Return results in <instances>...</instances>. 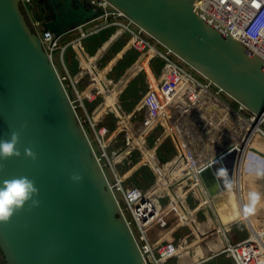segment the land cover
I'll list each match as a JSON object with an SVG mask.
<instances>
[{
    "label": "water",
    "instance_id": "1",
    "mask_svg": "<svg viewBox=\"0 0 264 264\" xmlns=\"http://www.w3.org/2000/svg\"><path fill=\"white\" fill-rule=\"evenodd\" d=\"M34 1L42 28L56 36L103 13L88 0ZM108 1L264 118L263 57L198 13L196 0ZM117 38L109 39L106 48ZM198 105L215 112L217 120L225 112L221 108L218 113L220 103L209 96ZM117 106L123 112L121 104ZM189 119L181 128L192 146ZM21 124L27 127L21 130ZM225 125L242 136L244 125L234 115ZM12 129L21 131L17 145L21 156L0 159V180L27 175L35 180L40 204L31 209L26 204L7 224L0 223L6 264H147L86 125L23 0H0V139L8 138ZM221 139L219 145L215 140L209 146L219 149L228 142L225 136ZM29 147L36 160L24 155ZM214 152L203 151L201 158ZM75 172L82 181H71ZM202 176L208 184L215 172L208 168Z\"/></svg>",
    "mask_w": 264,
    "mask_h": 264
},
{
    "label": "built area",
    "instance_id": "2",
    "mask_svg": "<svg viewBox=\"0 0 264 264\" xmlns=\"http://www.w3.org/2000/svg\"><path fill=\"white\" fill-rule=\"evenodd\" d=\"M30 1L32 0H23L35 28L52 58L54 59V53L58 51L59 58L65 65L67 50L71 48L70 50L75 53L78 60V71L75 74L69 72L64 75L61 74L62 79L66 81V85L70 86L74 92L73 97H71L77 110L82 107L86 112L87 120L85 121L94 132L99 148L97 150L98 157L113 173V179H110L111 186L121 203L123 202L122 206L126 217L143 251L147 264H167L171 259L180 257L187 250H193L194 246L192 247L190 244L198 241L190 242V232L181 237L177 243H173L170 240L171 231L166 235L157 236L156 227L162 222L165 214L172 207L178 208L183 216V220L177 226H189L192 232H196L191 224L192 220H188L185 210L188 213L192 210L193 213H190L192 219L195 222H199L197 213L201 208H206L208 214L204 225L209 228V231L207 230L206 232L214 234L216 231L222 230L225 241L223 246L205 255L203 259L224 253L232 259V264H264L262 259V256H264V238L253 234L251 228L245 224L243 228L249 229V234L242 239L232 240L231 229L238 225L239 220H228L229 217H225L218 208H215V197L212 194V189L202 176V173L208 168H212L216 172L217 165L222 164V161L228 155L239 153L240 151L242 153L243 149H246V144H248V140L252 135L258 134V140L261 142L260 139L264 138V127L262 126L264 118L248 109L243 103L237 102L230 97L220 86L193 69L170 48L159 43L143 27L108 0H88L92 5L101 8L103 13L97 18L58 36L51 29L42 28V21L31 15L30 9L27 7V3ZM195 10L223 32L232 33L252 53H257L264 59V0H196ZM110 27H114V31H112L108 40L98 48L95 56H88L81 41ZM117 35V40L121 37H126V50L137 49L141 53L127 67L120 80L132 68L143 62L150 52H153V57L149 58L147 62L150 64L157 80V88H152L153 81H151L140 106L128 111L119 102V96H121L127 86L123 91L115 94L114 102L107 106L104 112L96 115L95 112L99 106L109 100L105 88L110 90L112 81L114 83L120 81L108 76L118 60L113 62L104 75H98L104 67L99 65L100 59L112 46L107 49V42ZM67 36L70 37L67 38ZM158 44H161L163 48ZM121 57L123 55H120ZM155 57H159L162 61L163 68L160 72L155 71L152 66L151 60ZM86 61H89L90 64ZM141 73L145 74L147 79H151L146 69L140 67L133 80ZM67 80H69V84ZM226 94L236 104H233L225 96ZM205 96H209L220 103L218 113L221 108L225 110L218 121L220 124L223 122V125H225L227 118L231 115L242 121L244 125L243 129H241L243 130L242 136L239 137L229 128L234 135L226 133L222 129L213 130L212 123L207 122L204 114L214 118L216 113L203 109L198 105ZM148 101L155 102V109L148 114L149 116L144 123L139 126L132 121L135 117L133 115ZM87 102L95 103L91 111ZM117 103L121 104L123 112L119 109ZM168 108L176 122V129L184 142V147L179 145L167 121L162 117L164 110ZM109 114L114 117L115 125L113 127H110L107 123H100ZM124 116L127 117V122L123 121ZM189 116L187 130L192 135V146H189L190 140L186 139L181 128V123ZM158 126L162 127L161 131L155 137L153 136V140H149V137L155 133ZM218 132L221 133L216 136ZM204 134L206 135L200 144L197 143ZM224 136L228 138V142L218 149L222 151L218 153L217 150L201 158L206 139L208 145L212 141L214 144L215 140H218L219 145L222 141L221 137ZM167 139L172 141L176 153L164 164L156 156V153ZM196 143L199 145L195 151H192V147ZM261 143L264 144V139ZM136 149L140 151V158L133 162L131 158L132 151ZM145 151L151 152L150 157L153 161L145 158ZM120 164L123 173L117 169ZM141 165L150 166L156 177L155 182L147 188L133 182H126L127 178ZM210 181L217 182L218 179L214 176ZM160 191L166 193L167 200L160 196ZM189 194H192L195 201L197 200V202H194L193 207L186 199ZM200 195L210 199L208 205L202 203ZM175 198H177V202L179 198L181 204L174 202ZM168 206H171V208L167 210ZM229 215L230 210L226 216ZM210 220L213 221L214 226L211 225ZM196 236L198 237L197 232ZM245 245H249L250 248L246 250L244 248ZM203 259L201 260L203 261ZM201 260L199 262L195 260L194 264H200Z\"/></svg>",
    "mask_w": 264,
    "mask_h": 264
},
{
    "label": "rangeland",
    "instance_id": "3",
    "mask_svg": "<svg viewBox=\"0 0 264 264\" xmlns=\"http://www.w3.org/2000/svg\"><path fill=\"white\" fill-rule=\"evenodd\" d=\"M30 5V4H29ZM27 7L30 9V12L32 11V8L29 7L27 5ZM114 27H110L108 29H105L103 31H101L100 33H97L93 36L88 37V39H91V43L93 44V40L92 39H96L97 40V44L98 42H102V41H107L109 34L111 33V31H113ZM70 36H67V38H69ZM124 38H126L124 36ZM86 40V39H85ZM85 40H82L81 43H84ZM123 42L118 43V45H112L108 51L105 53V55L100 59L99 65L104 66L107 62H110L112 59H114L115 57H117V55H125L127 52V50L125 49V40H122ZM161 48H163V46L161 44H158ZM71 49V48H70ZM70 49L67 50L66 54H65V59L68 60L69 59V54H71ZM121 49L125 50L124 52L120 51ZM85 50V48H84ZM69 51V53H68ZM115 56V57H114ZM132 56H126L124 59H122L123 57L120 58L117 57L116 60L117 63L113 66L112 70L109 73V77L115 79L116 81L120 80V78L122 77V75L124 74L125 70L127 69V66L129 65V58ZM74 59L77 61V58L75 56L74 53ZM122 59V60H121ZM157 59V60H156ZM156 60V69L158 70V72H160L163 68V66L161 65V60L159 57H157ZM109 60V61H108ZM54 61L56 63L57 66L61 65L60 64V59H59V52L56 51L54 53ZM68 62L70 63L71 61L68 60ZM152 80L146 79L145 75L143 74H139L134 80L133 82L130 84V86L128 88H126V90L121 94V96H119V102L124 106V108L130 107L131 105L133 106L131 109H128V111H132V109L138 105L141 102L144 94H145V90L146 87L149 86L150 82ZM66 82V81H65ZM67 84V83H66ZM154 84V82H153ZM68 86V85H67ZM68 90L70 91L71 96L73 97V90L70 88V86H68ZM227 96V94L225 95ZM228 97V96H227ZM233 104H236V102L231 99L230 97H228ZM87 105L90 109V111L92 110L93 106L95 105V103H89L87 102ZM137 106V107H138ZM155 102L154 101H148L147 103L144 104L143 107H141L140 109L137 110V112L135 113V116L132 121L141 126L144 121L146 120V118L149 116L148 114L151 113L152 110L155 109ZM167 110V109H165ZM164 110V111H165ZM78 112L80 113V116L82 117V120H87L86 119V112L82 107L78 108ZM169 115H170V110H169ZM110 119V117H109ZM107 119V124L110 126V124L113 122L112 119ZM123 121H125L123 119ZM85 125H86V121H85ZM169 125V124H168ZM87 126V125H86ZM264 127V124L262 125ZM87 128V127H86ZM161 126H158L156 128L155 133H153L150 137L149 140H153V136L155 137L160 131H161ZM88 129V128H87ZM88 133L95 145V148L97 150H99L97 142L95 140V135L94 132L92 131V129L88 130ZM259 138V137H258ZM264 138H261L260 141L263 142ZM237 142V141H236ZM259 142L262 147H264V144ZM183 145V144H182ZM252 145H256V142H252ZM132 156L131 158L133 159V162H136L139 158H140V151L138 149L132 151ZM176 153L175 148L173 150V145L171 143L170 140H166L165 143L161 146V148L159 149V151L156 153V156L160 159L161 155H168V157H166V160H161L160 161L162 163H167L168 160ZM254 153V152H252ZM255 156L257 157H261L259 154L255 153ZM104 163V162H103ZM105 166V165H104ZM141 173L139 170V173L134 172L132 173L134 175L133 179H131L133 183L137 184L139 183L141 180L143 181V184L145 188H147L148 186H150V184H153L156 180V177L153 176L152 172H151V168L148 167V165H141ZM106 172L108 173V176L110 179H113V173L111 171V169L108 166H105ZM120 172L122 171V167L121 164L118 166L117 168ZM123 173V171H122ZM131 174V175H132ZM130 175V176H131ZM245 175V176H244ZM243 175V181H247L248 179L250 180L251 176L247 175L246 173H244ZM234 176V174H233ZM233 176H232V181H233ZM254 179V177H253ZM219 180V179H218ZM221 180V179H220ZM219 183V181H217ZM217 182H210L208 183L210 187H215L214 185H216ZM141 183V182H140ZM250 187V186H249ZM249 191H252L251 188H249ZM256 191V189H255ZM260 192V191H259ZM247 190L245 189V194L247 196ZM263 193H264V189H263ZM160 196L164 199L167 200V195L164 191H160ZM187 201L191 204V207L194 206V202H197V200L195 201L192 194H189L186 197ZM123 203V202H122ZM207 214L208 211L206 210V208H201L198 213H197V217L199 220V224H197V226H200V229H203L205 232L208 230L209 228L204 225V223L207 221ZM188 216V215H187ZM252 218H254V216H251ZM260 218L264 219V216H258ZM238 219H240V216L238 217ZM183 220V216L181 214V211L178 208H174L172 207L164 216V218L162 219V222L159 223V225L156 227V234L157 236H163L166 235L168 232L171 233L170 235V240L173 243H177L178 240L183 237L186 233L190 232V242L196 241L197 236H196V232H192L189 228V226H177L181 221ZM211 225L213 226V223L210 221ZM241 223V224H240ZM250 222H246L243 218L242 220L240 219L238 221V225H235L232 229H231V238L232 240H238L241 238H244L245 236H247L249 234V229H244L243 226H245V224H247ZM249 226V225H248ZM250 227V226H249ZM262 230H264V228H261ZM215 232V231H214ZM212 232V233H214ZM207 233V232H206ZM264 234V231H263ZM263 236V235H262ZM198 244H200L198 242ZM197 246V245H196ZM195 247V246H194ZM192 250V249H191ZM205 258V256L202 257H198V259H195L199 262V260ZM262 259L264 260V256H262ZM195 260L192 259H184L183 254L180 257H175L173 259H171L167 264H194ZM202 261V260H201ZM232 259L229 258L227 256V254H218L215 255L213 257H209L207 259H203V261L200 264H232Z\"/></svg>",
    "mask_w": 264,
    "mask_h": 264
},
{
    "label": "bare ground",
    "instance_id": "4",
    "mask_svg": "<svg viewBox=\"0 0 264 264\" xmlns=\"http://www.w3.org/2000/svg\"><path fill=\"white\" fill-rule=\"evenodd\" d=\"M120 51L124 52L123 49H121ZM153 52H150L148 54L153 56L152 54ZM147 58H145V60L141 63H139L138 65H136V67L133 68V70L129 73H127L126 76L128 77H124L122 79L121 82H116L114 83L113 81L111 82V89L107 90V94L109 96V100L108 101H105L104 102V105L102 107H100L97 111H96V115H99L101 114L103 111H105L106 107L111 105L112 102H114V97H115V94L119 93V91H121L126 85H129V83L133 80V78L135 77V75L138 73V71L140 70V67H144L146 69V71L148 70V67H149V63L147 65ZM89 63V61H87ZM151 63H152V60H151ZM90 64V63H89ZM151 72H150V75H152L155 79V76H154V73L151 69V66L149 67ZM101 72L102 70H100V73L98 74L99 76L101 75ZM156 80V79H155ZM154 82V81H153ZM156 83H157V80H156ZM153 89H156L155 86L153 85L152 87ZM143 99L141 100V102L139 103V106L140 104L142 103ZM207 118V122H211L212 125H213V129L215 127H217L216 130L218 129H222L224 132L226 133H229V134H233L231 133L230 131H227L225 130L224 126H223V122L220 124V122H218L219 120H216L214 119L213 117L211 118L209 115H206L204 114ZM162 117L165 118V120L167 121V123L169 124L168 126H170V129L171 131L174 133L178 143L180 142V139H182L180 136H179V133H177V130L175 128V123H173L170 119V115H169V108L167 110H165L162 114ZM125 120V122H127V117L124 116L123 118ZM258 127V126H257ZM234 135V134H233ZM258 135V134H254L252 135V137H250V139L248 140V144L246 149H243L242 153L241 151L239 153H232L230 155H228L227 158H225L223 161H222V164H225L227 165V168L230 166H235V171H234V176H233V183H234V186L231 190H229L227 187L225 189V192L224 193H214L212 191V194L214 195V203H215V208H218L219 211L221 212V214H227L226 210H225V206H224V202L226 201V199L229 197V193H233L236 195L237 197V200L238 202L240 203L241 205V210H243V207H244V199H243V175H244V171L242 169V160L243 158L248 155V154H259L260 156H262L264 158V155L262 154V152H264V150L262 148H259L255 145H252V142H254V139H255V136ZM206 141L207 139L204 141V146H206ZM236 142V141H235ZM238 142V141H237ZM180 145L182 146V143H180ZM232 146V145H231ZM229 146V147H231ZM184 147V146H183ZM226 148V147H225ZM224 148V149H225ZM214 149L215 151L218 150V145H215L214 146ZM214 149H211V151H213ZM229 149V148H227ZM255 149V150H254ZM207 150V149H206ZM205 148H204V151H206ZM222 151V150H218V153ZM247 152H249L247 154ZM254 152V153H252ZM241 153V154H240ZM151 152L150 151H145V157L147 160H150V161H153L151 159ZM220 164V167L221 165ZM219 167V168H220ZM230 178V177H228ZM219 186H222L223 188H225V183L224 181L222 183H219ZM212 189V187H211ZM202 197V203H206V205H208V202H210V199H207V198H204L202 195H200ZM174 202L176 203H180V200L178 198V202H177V198L174 199ZM181 204V203H180ZM171 206H168L167 210L170 209ZM185 210V209H184ZM186 216L188 215V220H192L191 221V224L193 225V227L195 228V231L197 232L198 234V237L196 238L198 241L196 242H193L191 243L190 245L193 247V250H187L186 252L183 253V257L184 259H196L200 256H205L209 253H212L214 251H216L220 246H223L224 244V239H223V234H222V230H218L216 231L214 234H210V233H206L203 229H200L199 226H197V224H199L198 222H195L193 219H192V215H190V213L192 214L193 211L191 210L190 213H188V211H186ZM243 212V211H242ZM224 215V216H225ZM226 217V216H225ZM244 219L246 222H250L247 223V225H249L251 228V231L253 232V234L257 235V236H262L263 235V231H262V227H264V219H260L259 220V223L257 224L256 222H254V219L251 217V215H243V213L240 215V219ZM212 223L213 221L210 220ZM254 222V223H253ZM216 224V222H215ZM213 226H214V223H213ZM264 238V236H262ZM200 243V244H197V243ZM197 245V246H196Z\"/></svg>",
    "mask_w": 264,
    "mask_h": 264
},
{
    "label": "clouds",
    "instance_id": "5",
    "mask_svg": "<svg viewBox=\"0 0 264 264\" xmlns=\"http://www.w3.org/2000/svg\"><path fill=\"white\" fill-rule=\"evenodd\" d=\"M27 127L21 124L20 129ZM21 131L12 129L9 137L0 139V159L8 160L12 157L19 158L21 152L17 145L20 142ZM24 155L36 160L37 154L31 147L24 149ZM2 167V165H0ZM242 169L244 173L257 179L264 178V158L257 157L255 154H248L242 160ZM217 179L223 178L225 186L231 190L234 183L228 179V170L219 168L215 172ZM71 181L80 182L83 176L79 172H75L70 176ZM39 189L36 187L35 180L27 175H20L8 179L0 180V223L7 224L17 212L24 209L26 204L29 209L38 207L40 201ZM262 193L259 191H249L247 194V202L243 207L245 216L256 211L257 206L261 204Z\"/></svg>",
    "mask_w": 264,
    "mask_h": 264
},
{
    "label": "crops",
    "instance_id": "6",
    "mask_svg": "<svg viewBox=\"0 0 264 264\" xmlns=\"http://www.w3.org/2000/svg\"><path fill=\"white\" fill-rule=\"evenodd\" d=\"M30 4V5H29ZM27 5L29 6V7H31L32 8V11H31V15L34 17V18H38V19H40L39 17V14H38V6H37V3L34 1V0H32V1H30V2H28L27 3ZM93 40V44L91 43V39H86L85 41H84V43H82V45H83V47L85 48V52L87 53V55L88 56H95L96 55V52L98 51V48L99 47H101L102 46V44H104L105 43V41L104 42H102L101 43V45H96L97 44V40L96 39H92ZM70 51H73V50H70ZM68 53H69V51H68ZM122 55V54H121ZM120 55L118 54L117 55V57H119ZM115 57V56H114ZM117 57H115L114 59H112L110 62H107L105 65H104V67H103V70H102V72H101V75H104V73L112 66V64H113V62L114 61H116V59H117ZM153 56H151V55H149L148 57H147V60L149 59V58H152ZM60 59V58H59ZM68 60L69 61H71L70 63L68 62ZM68 60H66L65 59V65H66V67H67V70H66V67H65V65H64V63L61 61V59H60V64L61 65H59V66H57L58 67V69H59V71H60V73L62 74V75H64L65 73H71V74H75V73H77V71H78V66L77 65H75V64H73V61H72V58L69 56V59ZM146 60V61H147ZM154 60V59H153ZM153 60H152V62H153ZM87 62V61H86ZM147 65H148V62H147ZM149 67H150V64H149ZM148 67V70H147V73L149 74V77H151V79H152V81H154V86L157 88V83H156V80L154 79V77L152 76V75H150V72H151V70H150V68ZM133 70V68L131 69V71ZM130 71V72H131ZM126 77H128V76H126ZM125 77V78H126ZM124 78V79H125ZM121 81H122V79H121ZM121 81H119V82H121ZM67 82H68V84H69V80H67ZM118 82V83H119ZM128 85H126L125 87H127ZM125 87L121 90V91H123L124 89H125ZM104 105V103L102 104V105H100L99 106V108L100 107H102ZM138 105H136L135 107H137ZM98 108V109H99ZM97 109V110H98ZM96 110V111H97ZM104 112V111H103ZM95 114H96V112H95ZM230 117V116H229ZM229 117L227 118V120H229ZM170 119H171V121L173 122V123H175V128H176V122L174 121V119H173V116L170 114ZM214 119H216V116L214 117ZM217 120V119H216ZM224 126V128H225V130H227V131H230L229 129H228V127L226 126V125H223ZM169 128H170V126H169ZM217 129V127H215L213 130H216ZM171 130V129H170ZM177 130V129H176ZM177 133H178V131H177ZM232 133V132H231ZM180 136V135H179ZM181 137V136H180ZM258 137L259 136H255V139H254V141L256 142V145H257V147H259V148H262V149H264V147H262V145L259 143V140H258ZM180 143H182L183 145L182 146H184V142H183V140L182 139H180V142H179V145H180ZM213 146H215V145H213ZM211 150L212 148L208 145V144H206V146H205V150ZM146 158V157H145ZM245 176V175H244ZM244 178V177H243ZM254 180H256V182H258V185H260L261 187H262V193H263V189H264V178H262V179H257V178H255L254 177V179H253V177H251L250 178V180L248 179L246 182L245 181H243V183H242V185H243V199H244V205H245V203L247 202V196H246V194H245V189L247 190V192H249V188H251V190L253 191L254 190V187L251 185V183H253V181ZM232 181V180H231ZM215 187H212V191L216 194V193H224L225 192V189H226V186H225V188H223L222 186H219V183L217 182L216 183V185H214ZM250 186V187H249ZM248 194V193H247ZM262 202H264V193L262 194ZM224 206H225V210H226V212L228 213L229 212V210H230V215L229 216H226L225 214H223V215H225L226 217H229L228 218V220H233V219H238V217L243 213L242 211L243 210H241V205H240V203L238 202V200H237V197H236V195L235 194H233V193H229V197L226 199V201L224 202ZM243 215H244V213H243ZM249 215H251V216H254V222H256L257 224L259 223V220L260 219H262V218H260V217H258V216H264V210H262V206L261 205H258L257 206V209H256V211L254 212V213H252V214H249ZM238 220H240V219H238ZM242 220V219H241ZM198 222V221H197ZM253 222V223H254ZM199 223V222H198ZM208 227V226H207ZM251 228V227H250ZM262 228H264V227H262ZM251 229H253V228H251ZM263 231V230H262ZM263 236H264V234H263ZM260 237H261V235H260ZM242 239V238H241ZM239 240V239H238ZM244 248L246 249V250H248L250 247H249V245H245L244 246Z\"/></svg>",
    "mask_w": 264,
    "mask_h": 264
},
{
    "label": "trees",
    "instance_id": "7",
    "mask_svg": "<svg viewBox=\"0 0 264 264\" xmlns=\"http://www.w3.org/2000/svg\"><path fill=\"white\" fill-rule=\"evenodd\" d=\"M113 31H114V29H113ZM111 33H112V31H111ZM111 33L109 34L108 38L110 37ZM108 38H107V39H108ZM123 39L126 41V38L121 37V38H119V39L113 44V46L116 45V44L118 45V43H120V42H123V41H122ZM102 42H104V41H102ZM102 42H101V43H102ZM101 43L98 42V44H96V45H101ZM125 53H126V54L123 56L122 59H124L126 56H129V55L132 56V57L129 58V65L132 64V63H133V62H134V61L140 56V54H141L140 51H138L137 49H128L127 52H125ZM69 56L72 58L73 64H75V65L78 66V60L76 61V60L74 59V52H73V51H71V54H69ZM156 58H157V57L154 58V60H153V62H152V66H153V68L155 69V71L158 72V70L156 69V60H157ZM122 59H121V60H122ZM155 59H156V60H155ZM160 60H161V59H160ZM129 65H128V66H129ZM161 65H162V61H161ZM128 66H127V67H128ZM141 74H143V73H141ZM143 75H145V74H143ZM145 77H146V75H145ZM146 79H147V77H146ZM132 82H133V81H132ZM132 82H131V83H132ZM131 83H130V84H131ZM130 84L128 85V87L130 86ZM128 87H127V88H128ZM147 88H148V87H146V90H147ZM125 90H126V89H125ZM125 90H124V91H125ZM146 90H145V91H146ZM93 104H94V103H93ZM132 107H133V106L131 105L130 107H127L126 109L128 110V109H131ZM109 117H110V119L113 120V122L110 124V127H113V126L115 125V123H114V117H113L111 114H109L108 117H106V119H104V121H101L100 123H101V124H103V123H107V119H109ZM110 119H109V120H110ZM86 125H87V124H86ZM86 127L88 128V130H90V128H89L88 125H87ZM167 140H170V139H167ZM170 141H171V140H170ZM164 143H165V142H164ZM164 143H163V144H164ZM171 143H172V141H171ZM163 144H162V145H163ZM162 145H161V146H162ZM172 145H173V143H172ZM161 146L158 148L157 152L159 151V149L161 148ZM174 148H175V147H174V145H173V150H174ZM160 157L162 158V159L160 158L161 160H166V157H168V155H164V154H163V155H161ZM146 166H147V165H146ZM148 167H149V166H148ZM149 168H150V167H149ZM140 169H141V167H139V168L136 170L137 173H139V170H140ZM136 171H135V172H136ZM151 172H152L153 176L155 177V174H154L153 170H151ZM140 173H141V170H140ZM133 177H134V175L132 174L131 176H129V177L127 178L126 182H127V183H130V182L132 181L131 179H133ZM143 181H144V180H141V181H140L141 183L139 182V183H137V184L144 186L145 184H143ZM150 185H151V184H150Z\"/></svg>",
    "mask_w": 264,
    "mask_h": 264
},
{
    "label": "flooded vegetation",
    "instance_id": "8",
    "mask_svg": "<svg viewBox=\"0 0 264 264\" xmlns=\"http://www.w3.org/2000/svg\"><path fill=\"white\" fill-rule=\"evenodd\" d=\"M222 167L226 168L228 170V177H230L228 179L231 181L232 176H233L234 171H235V166L233 165V166H230V168L229 167L227 168V165L222 164L220 168H222ZM218 181H219V183H222L224 180H223V178H221V180L219 179ZM251 185L254 187V190L256 189V191H260V193H262V187L260 185H258V182H256V180H254L253 183H251ZM260 205L262 206V210H264V202L261 201ZM0 264H6L5 256H4V253H3V250L1 247H0Z\"/></svg>",
    "mask_w": 264,
    "mask_h": 264
}]
</instances>
